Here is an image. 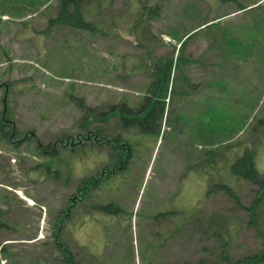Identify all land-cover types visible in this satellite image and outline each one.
Returning a JSON list of instances; mask_svg holds the SVG:
<instances>
[{
	"label": "rangeland",
	"instance_id": "obj_1",
	"mask_svg": "<svg viewBox=\"0 0 264 264\" xmlns=\"http://www.w3.org/2000/svg\"><path fill=\"white\" fill-rule=\"evenodd\" d=\"M86 1L91 10L102 4L94 32L48 27L57 0H0V114L7 109L17 129L0 140V264H65L52 239L56 215L110 154L106 144L89 147V141L58 146L51 161L40 153L38 141L85 133L76 129L83 112L70 95L100 113L123 101L139 109L152 57L176 54L186 33H192L185 48L191 61L174 74L176 86L190 85L189 94L173 97L156 130L132 134L128 166L73 204L62 238L79 264H182L218 241L205 238L202 225L173 233L174 224L183 213L204 221L218 212L230 218L223 235L232 254L258 253L264 196L255 202L258 187L236 178L230 165L253 149L264 173V0ZM143 3L160 5L158 17L138 22ZM114 125L110 117L91 127L114 136ZM220 182L251 211L235 210L222 191L208 195L209 185ZM111 202L119 214L92 207Z\"/></svg>",
	"mask_w": 264,
	"mask_h": 264
},
{
	"label": "trees",
	"instance_id": "obj_2",
	"mask_svg": "<svg viewBox=\"0 0 264 264\" xmlns=\"http://www.w3.org/2000/svg\"><path fill=\"white\" fill-rule=\"evenodd\" d=\"M86 0H57V11L54 17H50L49 25L52 24H62L68 25L75 28V30H87L94 32L96 31L95 20L93 16L97 11L101 10L102 4L99 2L95 5V9L91 10L87 6ZM46 6H44L45 8ZM248 7L241 6L239 10ZM160 5L157 3L149 5L142 4L139 13V20L149 16L150 20L158 17L160 11ZM217 19V18H216ZM207 22L201 23L198 27L206 24ZM197 31V30H196ZM192 37V33H186L178 39L180 45L178 48L176 46V54H163L161 56L152 57L151 64L149 66L151 71V79L148 83V88L146 90V95L142 100L140 105V110L148 111L146 116L142 118V121H139L137 125L141 131L144 130H156L159 125L156 127V121L164 117V115L169 113L166 111L169 104L173 102V97L175 95H188L190 90V85L184 87L176 86V77L174 74L175 69H182V67L191 61V57L185 53V48L188 43V40ZM186 79L185 77L183 80ZM189 83V82H188ZM71 101L77 106V108L83 112V117L76 121V129L79 127L85 128V133H70L63 131L53 140L48 143L37 142L38 149L42 155H48L49 161L53 159V155L57 153L58 146L73 148V145L83 144L86 141H89V147H93V142L97 144H106L110 148V152L114 147L113 144L116 142L114 136H107V133L104 132V126H96L95 129H92V124L97 121H106V118H115L120 120V124L130 127L135 123H132L129 118H127L125 113L128 115L129 110L136 109L135 107L129 106L130 104L127 101H123L119 104H112L108 107L106 111L98 112L94 107L85 103L82 97H76L75 95H70ZM183 97V96H182ZM171 107H169L170 109ZM10 112L5 109L0 114V140H10L17 134V129L14 122L10 119ZM261 125L264 126V119L260 120ZM116 124V123H115ZM115 126V125H114ZM27 138L22 137L19 141L26 140ZM60 144V145H59ZM121 160L122 162L119 165V168H116V173L124 170L128 164L129 159L132 156V147H130L128 152H124V148H120ZM112 164H105L103 166V173L101 175L100 169L97 174L90 175L88 177H82L75 187V195L77 199L74 200L73 197H70L72 204L67 206V204L58 211L55 219L56 227H53L52 230V239L56 246V250L60 253V260L65 262V264H79V260H75L74 253L70 249L68 243L62 238V229L63 224L66 219L70 216V210L73 208V204L77 206L76 202L79 199H84L90 197L91 192L98 188L103 181L111 177V173L108 175L107 171L111 169ZM231 173L240 178L241 180H248L251 183L255 184L259 191V197L255 199V202H258L264 196V173L261 174L258 172L255 167V151L253 149H246L242 155L236 157V159L230 165ZM108 175V177H106ZM208 195L214 194L217 191H222L227 194L232 201H235L237 209L247 208L252 209L254 207L246 206L242 204L239 200V196L235 193V190L226 183H211L208 188ZM69 200V202H70ZM79 202V201H78ZM77 202V203H78ZM257 205V203H256ZM92 207L98 210H103L109 213L119 214L121 209L119 206L111 203L108 204H92ZM251 211V210H250ZM1 212V209H0ZM198 212V211H197ZM253 213V211L251 212ZM169 212L159 213L156 216H153L156 222L161 220L165 215H168ZM161 217V218H160ZM253 217V216H252ZM159 219V220H158ZM230 218L224 216L218 212L210 214L204 221L201 217L196 215L195 212L188 214L183 213V219L179 223H173V233L179 232L180 229L185 227L195 228L198 225H202V232L205 235V238H214L218 241V244L214 242L211 246L203 245L202 249L206 252L194 259H184L182 264H249V263H258L264 259V234H261L263 240V246L258 253L243 255L240 257H235L232 252V243L224 237L223 233L225 232V226L227 225ZM223 231V232H222ZM167 235V234H166ZM172 236V234H170ZM167 239V237H166ZM1 247V246H0ZM4 249V247H1Z\"/></svg>",
	"mask_w": 264,
	"mask_h": 264
},
{
	"label": "flooded vegetation",
	"instance_id": "obj_3",
	"mask_svg": "<svg viewBox=\"0 0 264 264\" xmlns=\"http://www.w3.org/2000/svg\"><path fill=\"white\" fill-rule=\"evenodd\" d=\"M147 112L148 111H146V110L143 111L140 109H133V110L128 111V115L125 113L124 116L129 118L128 120H130L132 123L136 122V125L133 124L130 127L129 126L126 127V126L120 124V120L118 118L117 119L113 118L114 122L116 123L115 126L113 127V130L116 133L114 135V138H116V142L113 144L114 147L112 148L109 156L107 157L106 153L104 155L106 165L109 163L112 164L111 169H109L107 171L108 175L110 173H111V176L117 174L116 168H119V165L122 162L120 148H124V152L129 151V149L131 147V144L129 142V138L132 136V134H134V133L139 134L141 132L137 123H139V121H142V118L146 116ZM161 122H162V119L157 120L155 126L157 127L158 125L161 124ZM102 168H103V166H102ZM103 171L104 170L102 169L100 172L101 175H104ZM108 175H106V177H108Z\"/></svg>",
	"mask_w": 264,
	"mask_h": 264
},
{
	"label": "bare ground",
	"instance_id": "obj_4",
	"mask_svg": "<svg viewBox=\"0 0 264 264\" xmlns=\"http://www.w3.org/2000/svg\"><path fill=\"white\" fill-rule=\"evenodd\" d=\"M22 198H24L27 202H29L30 204H32L33 203V200L32 199H30V198H28V197H26V196H23L22 195ZM35 203V202H34Z\"/></svg>",
	"mask_w": 264,
	"mask_h": 264
}]
</instances>
